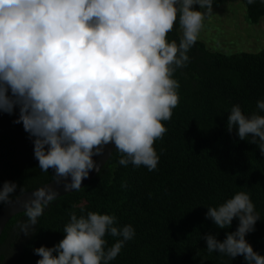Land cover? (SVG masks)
I'll use <instances>...</instances> for the list:
<instances>
[{"label": "clouds", "instance_id": "9594fccd", "mask_svg": "<svg viewBox=\"0 0 264 264\" xmlns=\"http://www.w3.org/2000/svg\"><path fill=\"white\" fill-rule=\"evenodd\" d=\"M212 6L213 0H0V112L19 109L14 123L33 139L39 168L53 169L58 184L70 177L66 189L81 188L97 168L93 156L109 143L122 154L120 165L155 170L154 142L179 103L173 73L189 61ZM178 14L183 34L179 43L170 42ZM257 108L264 112V100ZM233 130L240 140L251 137L248 142L264 155V115L246 116L235 105L227 119V131ZM17 187L5 181L0 203L10 204ZM32 196L24 204L28 219L19 226L25 236L34 233L57 192L46 186ZM207 208L206 218L219 229L239 221L223 241L203 236L209 253L264 264V255L246 240L260 220L246 192ZM70 217L58 244L34 249L37 264H110L135 235L131 225L117 227L113 215ZM106 235L120 239L106 247Z\"/></svg>", "mask_w": 264, "mask_h": 264}, {"label": "trees", "instance_id": "16d2710c", "mask_svg": "<svg viewBox=\"0 0 264 264\" xmlns=\"http://www.w3.org/2000/svg\"><path fill=\"white\" fill-rule=\"evenodd\" d=\"M248 18L259 24L264 3L247 4ZM217 2L213 0V6ZM179 14L167 34L171 42L182 37ZM186 66L176 68L179 103L167 131L154 142L159 156L155 170L119 164L115 150L98 176L83 189L54 199L37 219L34 233L25 236L21 213L7 225L0 240V264H37L34 249L53 247L64 237L70 214L88 212L116 217V226L131 225L133 239L125 242L110 264H245L243 256L232 259L207 251L203 236L213 234L223 241L239 224L234 218L219 229L206 218L207 207H218L238 192H246L260 220L246 235L254 251L264 255V155L256 144L240 140L227 131L233 106L243 114L264 115L257 102L264 100V49L259 52L223 54L197 40L188 51ZM10 94V93H9ZM16 108L12 115L0 112V187L5 181L18 187L10 200L55 180V172H43L34 157L33 139L25 132ZM7 204L0 203V210ZM106 247L119 237L106 235Z\"/></svg>", "mask_w": 264, "mask_h": 264}, {"label": "rangeland", "instance_id": "374dc122", "mask_svg": "<svg viewBox=\"0 0 264 264\" xmlns=\"http://www.w3.org/2000/svg\"><path fill=\"white\" fill-rule=\"evenodd\" d=\"M213 12L205 17L198 39L223 54L259 52L264 49V18L253 24L244 0H215ZM201 10L199 5L193 6ZM181 35L183 34L180 28Z\"/></svg>", "mask_w": 264, "mask_h": 264}, {"label": "water", "instance_id": "95a60500", "mask_svg": "<svg viewBox=\"0 0 264 264\" xmlns=\"http://www.w3.org/2000/svg\"><path fill=\"white\" fill-rule=\"evenodd\" d=\"M114 152H115L114 143H109L108 145L104 146V150L102 154L93 156V159L97 164V168L90 171L89 176L82 181L81 188L79 190L86 187L90 182H92L98 176V174L110 161ZM65 183H70V177L67 178V180H62L59 184L56 182V180H54L46 185H43L29 192H26L21 196L15 198L14 200H12L10 204L5 205L0 210V240L8 223L17 215L25 212L24 211L25 202L31 198H34L32 194L37 189L44 188L46 186L53 188L57 192V197L55 199L79 191L74 189H66L64 186Z\"/></svg>", "mask_w": 264, "mask_h": 264}]
</instances>
